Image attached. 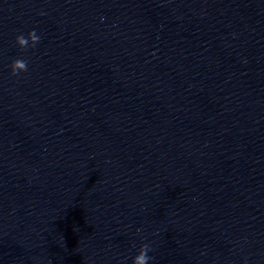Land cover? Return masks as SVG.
<instances>
[{
	"label": "water",
	"instance_id": "obj_1",
	"mask_svg": "<svg viewBox=\"0 0 264 264\" xmlns=\"http://www.w3.org/2000/svg\"><path fill=\"white\" fill-rule=\"evenodd\" d=\"M144 243L264 264V0H0V264Z\"/></svg>",
	"mask_w": 264,
	"mask_h": 264
},
{
	"label": "clouds",
	"instance_id": "obj_2",
	"mask_svg": "<svg viewBox=\"0 0 264 264\" xmlns=\"http://www.w3.org/2000/svg\"><path fill=\"white\" fill-rule=\"evenodd\" d=\"M43 15V13H41ZM41 37L37 35L35 29L30 31L27 36L23 33L16 37V43L18 46L27 51L30 47L35 48L37 44L40 43ZM11 75L19 76L21 73H26L28 71V60L26 59H14L10 65ZM140 231V230H138ZM154 251L149 243H144L140 246L139 253L133 258V264H149L150 261L154 260L153 256L149 253ZM245 264H248L247 259H245Z\"/></svg>",
	"mask_w": 264,
	"mask_h": 264
}]
</instances>
